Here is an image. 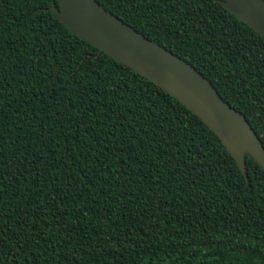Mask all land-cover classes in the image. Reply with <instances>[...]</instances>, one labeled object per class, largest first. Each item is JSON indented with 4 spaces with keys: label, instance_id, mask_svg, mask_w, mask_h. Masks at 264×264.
Masks as SVG:
<instances>
[{
    "label": "trees",
    "instance_id": "trees-1",
    "mask_svg": "<svg viewBox=\"0 0 264 264\" xmlns=\"http://www.w3.org/2000/svg\"><path fill=\"white\" fill-rule=\"evenodd\" d=\"M52 1L0 0V264H264L260 164L244 153L242 171ZM96 1L207 78L264 148V38L223 0Z\"/></svg>",
    "mask_w": 264,
    "mask_h": 264
},
{
    "label": "water",
    "instance_id": "water-1",
    "mask_svg": "<svg viewBox=\"0 0 264 264\" xmlns=\"http://www.w3.org/2000/svg\"><path fill=\"white\" fill-rule=\"evenodd\" d=\"M54 0L50 9L79 38L150 80L188 108L219 138L244 171L248 153L264 169V148L246 118L225 102L187 61L147 38L96 0ZM238 20L264 38V0H223Z\"/></svg>",
    "mask_w": 264,
    "mask_h": 264
}]
</instances>
